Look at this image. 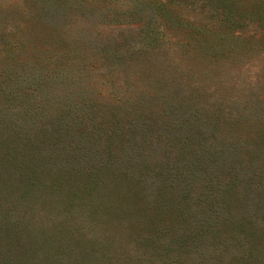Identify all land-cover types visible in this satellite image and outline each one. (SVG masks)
<instances>
[{"label":"rangeland","instance_id":"374dc122","mask_svg":"<svg viewBox=\"0 0 264 264\" xmlns=\"http://www.w3.org/2000/svg\"><path fill=\"white\" fill-rule=\"evenodd\" d=\"M0 264H264V0H0Z\"/></svg>","mask_w":264,"mask_h":264},{"label":"trees","instance_id":"16d2710c","mask_svg":"<svg viewBox=\"0 0 264 264\" xmlns=\"http://www.w3.org/2000/svg\"><path fill=\"white\" fill-rule=\"evenodd\" d=\"M199 31H202V30H199ZM151 37L154 39V41H157V40L159 39L157 33H153V34L151 35ZM207 46H209V45H207ZM94 179H95V177H91L89 181H92V180H94ZM96 179H97V180H102V181H103L102 175H97V176H96ZM92 189H93V190H92ZM92 189L89 188L88 191H89V192L94 191V189H95V185H94V187H93ZM82 191H84V190H82ZM73 195H74V196H78L79 194L74 193ZM91 195H92V194H91ZM97 197H98V196H97ZM97 197H96V195H92V196H91V200L88 201V204H87V205H88V207H89V211H93V210H91L90 208L95 207L94 205L97 204V202H96V201H98V200H97ZM100 204H101V203H100ZM103 204H104V202L102 201V204H101V205L104 206Z\"/></svg>","mask_w":264,"mask_h":264}]
</instances>
